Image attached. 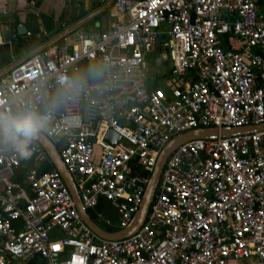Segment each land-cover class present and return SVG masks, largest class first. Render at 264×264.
<instances>
[{"label": "built area", "instance_id": "obj_1", "mask_svg": "<svg viewBox=\"0 0 264 264\" xmlns=\"http://www.w3.org/2000/svg\"><path fill=\"white\" fill-rule=\"evenodd\" d=\"M113 10L97 38L80 35L70 47L49 46L13 63L0 75V109L50 112L42 133L83 207L95 210L103 198L122 229L172 138L264 124V0H113ZM161 36L168 88L148 90L145 63ZM81 61L102 65V73L65 90L60 77H77ZM109 130L120 136L114 146L105 141ZM30 150L24 158L0 144V264L264 261V129L176 147L143 223L119 240L91 230L56 169L41 172L50 162L42 146L35 140ZM15 170L22 182L12 180Z\"/></svg>", "mask_w": 264, "mask_h": 264}, {"label": "crops", "instance_id": "obj_2", "mask_svg": "<svg viewBox=\"0 0 264 264\" xmlns=\"http://www.w3.org/2000/svg\"><path fill=\"white\" fill-rule=\"evenodd\" d=\"M114 19L113 0H0V75L57 35L45 48L70 47L80 35L97 38ZM75 74L91 80L89 64L81 61Z\"/></svg>", "mask_w": 264, "mask_h": 264}, {"label": "water", "instance_id": "obj_3", "mask_svg": "<svg viewBox=\"0 0 264 264\" xmlns=\"http://www.w3.org/2000/svg\"><path fill=\"white\" fill-rule=\"evenodd\" d=\"M112 1V0H110ZM22 34L21 32H19ZM60 35H57L56 37L51 38L48 42L43 44L42 46H39L38 48L34 49L31 53H29L26 57L30 56L34 52L41 50L45 48V46L51 44L54 42ZM25 58V57H24ZM94 95L101 94L100 92L93 93ZM86 106H83V109H85ZM86 121V117H85ZM253 129L260 130L264 129V124L260 125H252V126H244L239 128H232V129H217L215 127H208V128H197V129H191L187 132H184L180 135L175 136L172 138L160 151L155 167L153 169V172L149 178V181L145 187V191L143 194L142 202L137 209V211L134 213L131 221L128 223V225L122 229H119L118 231L110 232L107 230L102 229L94 220L91 219L89 216L87 210L83 207L75 182L73 180L72 175L67 170L66 166L64 165L59 152L57 150V147L41 132L40 136L36 141L42 146V148L45 150L46 154L49 157V160L53 167L56 169V171L61 176L62 180L64 181L65 185L67 186L72 199L75 203V206L77 210L79 211L81 217L83 218L84 222L91 228V230L100 238L106 239V240H119L128 236H131L134 234L141 224L143 223L146 214L149 210V207L151 205V202L153 200V197L155 195V191L159 182L160 174L162 171V168L164 166L165 160L169 156V154L179 145L182 143L191 140V139H199V138H205L212 135L215 136H225L236 132H243V131H251ZM120 139L119 134H117L113 130H109L105 136V141L109 143L110 145L114 146Z\"/></svg>", "mask_w": 264, "mask_h": 264}, {"label": "clouds", "instance_id": "obj_4", "mask_svg": "<svg viewBox=\"0 0 264 264\" xmlns=\"http://www.w3.org/2000/svg\"><path fill=\"white\" fill-rule=\"evenodd\" d=\"M103 66L98 65L89 69V74L99 75ZM59 84L67 91L76 89L81 85L80 77L61 76ZM56 101H53L55 106ZM52 115L42 112L34 106L22 110L12 108L0 109V144L10 146L22 157L31 156L30 146L39 138L41 132L47 131Z\"/></svg>", "mask_w": 264, "mask_h": 264}, {"label": "trees", "instance_id": "obj_5", "mask_svg": "<svg viewBox=\"0 0 264 264\" xmlns=\"http://www.w3.org/2000/svg\"><path fill=\"white\" fill-rule=\"evenodd\" d=\"M167 38L166 36H161L159 44L157 45L155 52L151 54V56L155 57L154 59L163 60L162 55L167 50V45H165ZM18 47V45H16ZM170 76L169 68L168 70L159 73L157 70H152L150 73H148V79H147V89L150 90L152 88H156L160 86V81ZM53 168V165L50 162H47L45 165H43L41 172L51 170ZM13 181H23V174L22 172L16 171L13 176ZM89 216L92 220H94L102 229L114 232L118 231L120 228L117 226V214L116 209L111 203L104 200L103 198L99 199L95 210L88 209L87 210ZM100 215V216H99ZM109 219L110 223L106 224L105 220Z\"/></svg>", "mask_w": 264, "mask_h": 264}, {"label": "rangeland", "instance_id": "obj_6", "mask_svg": "<svg viewBox=\"0 0 264 264\" xmlns=\"http://www.w3.org/2000/svg\"><path fill=\"white\" fill-rule=\"evenodd\" d=\"M155 57L153 56H149L146 60L145 63V68L146 71L148 73H150V71L152 70H161V71H166L168 70L169 66H170V61L169 60H160L159 62L155 61L154 59ZM72 77L74 78V76L72 75ZM160 88L163 90H167V85L166 83L161 80L160 81ZM232 264H264L263 262H260L259 260L255 259V258H243V259H239V260H235L234 262H231ZM230 261L228 264H231Z\"/></svg>", "mask_w": 264, "mask_h": 264}]
</instances>
